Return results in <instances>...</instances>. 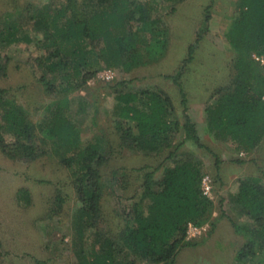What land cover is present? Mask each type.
I'll use <instances>...</instances> for the list:
<instances>
[{"label": "trees", "instance_id": "obj_1", "mask_svg": "<svg viewBox=\"0 0 264 264\" xmlns=\"http://www.w3.org/2000/svg\"><path fill=\"white\" fill-rule=\"evenodd\" d=\"M179 1L47 0L40 6H22L23 23L18 9L0 16L3 47L29 44L33 41L29 29L40 30L37 82L45 94L53 96L34 108V112L43 111L40 119L34 120L24 105L6 97L7 90H0V152L10 159L26 160L51 153L71 170L77 203L71 226L75 264H136V258L175 264V253L184 245L186 225L200 224L209 214L211 202L200 186L201 162L181 159L177 154L187 141L199 147L203 144L187 113L179 123L168 94L150 88L118 89L115 84L111 91L115 101L113 129L102 136L103 142L99 137L84 141L80 124L71 114L75 93L83 90L102 66L129 69L163 55L169 28L155 12L162 3H171L174 10ZM207 9L205 22L210 18ZM234 9L225 29L235 55L234 73L228 84L214 89L215 99L204 111L209 132L234 143L237 150L249 152L264 141V69L253 57L264 51V0H235ZM194 50L195 45L190 44L184 63L193 59ZM4 57L0 56V75L6 73ZM177 76H182L181 71ZM177 84L185 111L187 92L181 82ZM86 106L87 101L81 102L73 110L84 112ZM177 133L181 140L175 144ZM123 149L157 154L169 151L154 167H110L111 191L120 190L119 195L130 202L123 222H115L119 214L107 206L108 185L102 168L114 152ZM169 159H173L172 165L164 166L156 179V171ZM131 171L138 173L132 185ZM24 198L28 200V192ZM55 200L57 209H51L52 213L60 212L65 202L61 195ZM230 201L256 223L245 228L253 237L238 254V260H243L254 256L256 250H264V183L259 177L239 180ZM35 263L48 264L38 259Z\"/></svg>", "mask_w": 264, "mask_h": 264}, {"label": "rangeland", "instance_id": "obj_2", "mask_svg": "<svg viewBox=\"0 0 264 264\" xmlns=\"http://www.w3.org/2000/svg\"><path fill=\"white\" fill-rule=\"evenodd\" d=\"M46 1L0 0V16L18 9L23 23L22 6L27 3L40 6ZM234 1L180 0L173 5L174 10L171 3H162L155 13L169 28L168 46L163 55H155L158 59L129 69L102 66L83 90L75 93L77 97L71 103L72 118L79 122L84 141L100 138L103 142V137L112 131L115 101L111 91L115 84L124 90L163 91L171 98L179 123H183L185 113L195 123L203 147L187 141L178 148L177 154L181 159L201 162L200 186L203 193L204 185H209L204 195L211 206L206 220L186 225L184 245H179L175 253V264H264V250H256L254 256L238 260L239 252L253 237L245 228L251 229L256 223L242 215L230 201L239 180L259 177L264 183V141L249 152L237 150L234 143L221 141L209 132L205 120V106L215 99L212 92L228 84L234 73L235 55L225 37L226 25L235 15ZM206 8L210 13L207 22L204 21ZM29 33L33 38L31 43H15L2 50L6 56V73L0 76V88H7L5 96L16 99L34 120H39L43 111L34 112V108L49 102L53 96L45 94L37 82L40 71L35 59L42 53L37 41L41 37L40 30L30 28ZM190 44L195 45L194 57L184 63ZM253 57L264 69V61H260L264 60V51ZM179 71L182 76H177ZM179 82L187 92L188 109L185 111L179 96ZM85 101L84 112L73 110ZM179 140L181 136L177 133L173 142L176 144ZM168 151L164 149L157 154L123 149L113 153L102 172L108 185L105 189L107 206L111 212L115 210L119 214L115 222H123L130 202L119 195L120 190L111 191L114 183L109 181L110 167L125 166L134 170L154 167ZM172 163L173 159L166 161L156 171L155 178H160L163 167ZM136 174V171L128 173L131 185L133 179L136 183ZM73 187L71 170L51 153L26 160L10 159L0 152V264H36V259L48 264H75V235L71 226L77 203ZM25 192H28V200L24 198ZM58 195L64 197L65 202L60 212L52 213L51 209H57ZM136 264L161 263L136 258Z\"/></svg>", "mask_w": 264, "mask_h": 264}, {"label": "crops", "instance_id": "obj_3", "mask_svg": "<svg viewBox=\"0 0 264 264\" xmlns=\"http://www.w3.org/2000/svg\"><path fill=\"white\" fill-rule=\"evenodd\" d=\"M8 46H5V47H3V46H1L0 45V56H1V59L3 60V56H4V54H2V50L4 49V48H7ZM6 58V56L4 57V59ZM5 61V60H4ZM0 76H2L3 77V75H0ZM1 89H4V90H7V88H0V90ZM6 93H7V91H6ZM6 93H5V95H6Z\"/></svg>", "mask_w": 264, "mask_h": 264}, {"label": "built area", "instance_id": "obj_4", "mask_svg": "<svg viewBox=\"0 0 264 264\" xmlns=\"http://www.w3.org/2000/svg\"><path fill=\"white\" fill-rule=\"evenodd\" d=\"M260 61L263 62L264 60L261 58ZM202 189H203V194L206 195L208 193V190H209V185L208 184L207 185L205 184Z\"/></svg>", "mask_w": 264, "mask_h": 264}]
</instances>
